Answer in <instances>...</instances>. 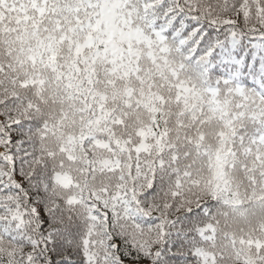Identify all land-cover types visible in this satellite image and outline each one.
<instances>
[{"label": "snow or ice", "instance_id": "snow-or-ice-1", "mask_svg": "<svg viewBox=\"0 0 264 264\" xmlns=\"http://www.w3.org/2000/svg\"><path fill=\"white\" fill-rule=\"evenodd\" d=\"M0 264H264V0H0Z\"/></svg>", "mask_w": 264, "mask_h": 264}]
</instances>
